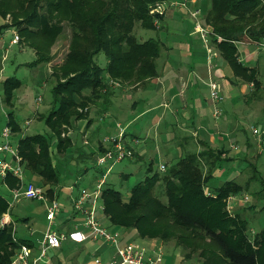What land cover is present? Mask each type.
<instances>
[{"label":"trees","instance_id":"1","mask_svg":"<svg viewBox=\"0 0 264 264\" xmlns=\"http://www.w3.org/2000/svg\"><path fill=\"white\" fill-rule=\"evenodd\" d=\"M161 1L165 0H0V15L13 16L11 23L0 24V33L18 26L35 48L34 64L51 60L48 49L65 21L71 28L68 52L52 73L56 84L51 108L39 114L50 132L18 138L26 172L36 176L50 198L57 196L60 182L55 157L70 151L73 145L71 135L62 136L64 128H73L78 120L87 118L92 103L107 101L112 94L110 79L120 85H133L157 76L163 42L154 36L142 40L135 29L154 30L161 25L165 12H151L154 4ZM204 16L203 22L212 27L214 35L222 37L218 46L224 57L238 74L253 82L255 90L261 88L257 70L238 61L236 43L264 39V0H210ZM100 53L106 56L104 64L97 61ZM21 83L14 76L4 79L0 85L4 99L0 96V103L11 102ZM6 123L13 131L21 132V122L13 109L8 111ZM78 147L82 158H96L100 153H85ZM104 150L105 147L101 152ZM223 152L225 149L207 146L200 152L182 155L164 172L149 174L132 186L126 200L120 190L105 185L104 216L110 225L134 228L141 235L155 233L166 239L176 238V244L187 250L186 258L197 252L208 260L213 254L203 242L208 237L219 250L215 255L221 259L220 264H264V227L252 235L248 217L227 208L228 196L241 193L244 185L230 179L210 191L213 194L206 192ZM249 166L254 168V178L264 180L256 164ZM6 179L11 186L19 182L10 173ZM256 193L258 200H264L261 190ZM8 209V198L0 193V215ZM19 242L31 245L28 239L13 233L12 222L0 227V264H11Z\"/></svg>","mask_w":264,"mask_h":264},{"label":"crops","instance_id":"2","mask_svg":"<svg viewBox=\"0 0 264 264\" xmlns=\"http://www.w3.org/2000/svg\"><path fill=\"white\" fill-rule=\"evenodd\" d=\"M188 1L195 2L197 0ZM187 10V5L169 6L164 13L161 25L154 30L158 31L157 37L163 42V48L157 58V76L142 84L111 86L112 94L107 101H101L98 104L92 103L87 118L78 120L73 128H64V131H69L68 135L72 136L73 145L70 152L79 146L78 150L85 153L98 154L105 147L102 142L103 136L124 127L126 130L125 139L128 145L134 149V158L147 156L150 159V165L155 154H161L167 161L171 157L175 160L182 155L190 152H200L205 147L210 146L215 149H225L222 155L223 158L219 166L213 170L211 178L219 177V175H222L221 173H227L228 178L221 180L220 184L230 179H237L244 184L239 178L245 161H248V165H250L249 162L256 164L257 173L262 174L260 165L263 164L264 166V133H262L264 113L262 115L256 113L252 102H255L254 100L262 101L264 92L261 91L263 95L250 97V91H252V94H256L260 89L263 90L260 73L261 69H264L262 67L264 61L257 50L263 47L262 42H264V39L262 42L239 41L236 43L238 61L249 68L257 70L261 88L255 90L256 87L253 82L238 74L234 66L222 54L218 46L219 42L222 41V37L219 38L214 34H210L211 40L206 44L200 32L196 31V25H192L191 19L188 18ZM13 31L9 28L0 34V43L5 45V49L10 44H17V42L12 41ZM147 38L141 39L145 40ZM209 48H211V51H209ZM210 53L211 62L209 60ZM4 59H6L5 55L1 59V63ZM211 76L221 77L224 85L225 98L220 103L223 110L220 117L214 115V109L219 104L217 103L215 106L214 101L211 99L209 87ZM2 82H0V85ZM0 96L2 98V95ZM248 121H253L254 124L248 126L246 124ZM24 124H26L25 121L21 122L22 130L20 133L13 131L14 142L18 143V138L25 135L23 134L24 131L29 128V124L26 126ZM253 126L257 127V131L253 130ZM231 137L235 139V144H233V141L230 142ZM83 159L85 160L86 157L82 158V161ZM167 161L162 163L166 167L173 162V160L171 162ZM55 162L57 166L59 162L63 163L60 159H56ZM73 162V165L80 164L79 162ZM101 171L88 178V183L81 188H76L75 185L68 187L66 203L62 204L60 202L61 211L55 221V227L72 228L82 226L83 217L76 211L73 199L79 195L83 187L96 182L100 178ZM28 176L37 180L38 183L36 176L26 172L25 179L32 180L27 179ZM83 176V174L80 175V177ZM0 185L10 191L11 195V189L14 186L9 184L6 177H0ZM60 186V183L56 186L57 197L60 194ZM207 189L209 190L208 186ZM8 201L9 206H12V201L9 198ZM40 201L43 202V200ZM99 201L102 208L98 210V214L104 223L102 194ZM8 212L11 215L10 209ZM105 219L107 218L105 217ZM29 220L30 217L22 218V221L26 223ZM11 222L14 223L13 220ZM48 226L49 220L47 219L46 228L40 231L39 234H36L35 231L33 236L37 235V238H33L32 232L28 233L27 236H16L28 239L29 243L35 245V249H37L36 241L42 237ZM109 227L120 230L124 241H130L122 227L113 225ZM96 242L89 239L77 243H85L93 247ZM108 246H110V252ZM111 247L108 244V249L100 248L98 252L105 261L112 254L113 249ZM164 257V253L161 254L159 264L164 261ZM54 259L55 256L49 253L41 264H55ZM91 261L92 257L86 264H91ZM167 262L166 264H184L179 254H175L172 262Z\"/></svg>","mask_w":264,"mask_h":264},{"label":"rangeland","instance_id":"3","mask_svg":"<svg viewBox=\"0 0 264 264\" xmlns=\"http://www.w3.org/2000/svg\"><path fill=\"white\" fill-rule=\"evenodd\" d=\"M188 18L191 19L192 25H196V18L191 15L190 11L194 8H199L201 10L200 19L204 21V14L206 10L210 7V0H197V1H187ZM204 16V17H203ZM13 21V16L11 13L0 15V24H7ZM188 25H190L187 22ZM18 26L9 27L13 29V34H19L20 38L17 44H10L7 49L5 45L0 43V82L6 79L7 77L14 76L21 79L22 83L17 89H15L11 102L6 103L3 101V104H0V131L3 125L7 122V113L9 110L13 109L15 116L21 121L26 123L30 121L29 128L24 131L23 134H31L35 132L48 133L49 128L45 122L40 118L39 114L42 112H47L52 105V88L56 84V77L53 76V70L55 66L63 62V58L68 52V46L71 38V28L70 25L65 21L63 23V30L58 35L56 40L51 44L48 51L52 56L49 62H40L34 64V59H36L37 54L35 48L29 45L28 40L24 35L18 30ZM6 28L5 30L9 29ZM5 30L2 32L4 33ZM136 34L141 38H147L149 36H158V31L152 29H144L136 26ZM0 33V34H2ZM14 37V36H13ZM8 39V37H6ZM246 41V40H245ZM264 47V44H262ZM256 48V46H254ZM259 48L257 52L261 54V58L264 61V48ZM257 49V48H256ZM6 56V59L1 63L3 56ZM98 62H105L106 56L104 53H100L97 57ZM264 67V63L262 64ZM261 68V67H260ZM260 79L262 81L263 90H259L256 94H252L250 91V97L261 95L264 92V69H261ZM120 83L115 85H119ZM113 86V85H112ZM210 87V86H209ZM262 91V92H261ZM0 95H3V89L0 86ZM38 95L42 96V100L38 101ZM263 95V94H262ZM2 99H4L2 97ZM263 100H254L252 102L254 111L259 115L264 113V97ZM121 102V100H120ZM16 103V104H15ZM15 106V107H14ZM216 106V104H215ZM214 106V107H215ZM217 106H220L217 105ZM219 108L222 109L220 106ZM223 111V110H222ZM253 121H248L246 124L250 126ZM26 126V124H24ZM245 135V133H244ZM1 140V139H0ZM233 141V144L236 143L235 139L231 137L230 142ZM73 152V151H72ZM68 150L66 153H57L56 159L62 160L63 163H58V172L60 180V194L59 201L64 204L65 199L68 195V187L70 185H75L76 188H81L88 183V178L93 177L98 174L102 169L97 163L94 157L83 159L78 156L77 149L72 153ZM72 155V157H70ZM77 155V156H76ZM154 156V155H153ZM81 157V158H80ZM85 158V157H84ZM175 161L174 158L165 159L161 154H155L153 157V162L150 165V159L146 157L138 158H126L121 162H118L114 165L111 172L106 177L105 185H110L120 190L122 197L126 200L131 192L132 186L136 183L142 181L147 175L154 172L162 173L160 165L164 162ZM73 161L79 162V165H73ZM251 163V162H249ZM150 165V166H149ZM219 168V167H218ZM227 167L225 168V170ZM254 168L248 165V161L244 162L242 167V174L239 178L244 182V187L242 194L250 195L251 200L245 203H237L234 205V211H240L245 216L248 217L250 222L249 231L253 235L264 227V209H261V206L264 204V200H258L256 190H261V193L264 194V180L262 178H254ZM260 169L264 176V166L260 165ZM84 175L80 177V175ZM124 174V175H122ZM219 177L211 179L208 183V188L210 191L214 190L217 185L220 184L221 180L227 179V173H221ZM260 176V175H259ZM27 179H32V181H37L30 176ZM207 188V187H206ZM212 189V190H211ZM0 193L4 194L7 198L12 201V206H9L11 210L13 233L21 237L27 236L30 232L33 236L47 226V216L45 209V202L37 199H28L22 198L20 200H12L10 191L6 190L2 185H0ZM161 197L164 199V194H161ZM252 206V207H251ZM12 208V209H11ZM8 209V210H9ZM242 209V210H241ZM8 210L3 212L0 215V218ZM23 217H30L28 223L23 222ZM103 221L106 226H110L105 216H103ZM31 228V229H30ZM125 235H127L134 244H142L149 247H156L157 250H160V254L165 255L164 261L161 264H166L172 262L175 258V254H179L182 257L184 264H220L221 259L215 255L219 252L216 244L208 237H205L203 242L206 244L209 250H212L213 254H210L208 260L205 257H200L197 252L192 254L191 258L184 257V254L187 250L176 244V238H162L159 235L154 234H145L141 235L137 229L129 228L124 229ZM37 238V235L33 236ZM107 243L103 240H98L93 247L85 243H77L72 240H66L62 243L61 248H55L50 250L52 256H55V264H86V262L92 257L97 255L101 256L99 252L100 248H107ZM109 247V252L110 246ZM112 248V247H111ZM108 249V248H107ZM163 251V252H162ZM158 254V256L160 255ZM186 255V254H185ZM102 257V256H101Z\"/></svg>","mask_w":264,"mask_h":264},{"label":"built area","instance_id":"4","mask_svg":"<svg viewBox=\"0 0 264 264\" xmlns=\"http://www.w3.org/2000/svg\"><path fill=\"white\" fill-rule=\"evenodd\" d=\"M188 0H168L161 1L151 8V12L162 14L169 6L187 5ZM191 15L196 18V31L200 32L206 44L211 40L210 34H214L211 26L206 25L201 16V10L194 8L190 11ZM158 22V19L156 20ZM221 38L220 36H218ZM19 34L16 33L12 39L13 42L19 41ZM264 44V42H262ZM211 51V48H209ZM212 61L211 53L209 55ZM111 85L118 84L117 81L110 79ZM211 99L215 104L223 102L224 85L222 78L210 77L209 80ZM38 101L42 100V96L38 95ZM216 106L214 115L220 117L222 109ZM30 121H26V125ZM257 131V127H252ZM69 132V131H68ZM67 131L62 132V136L68 135ZM264 133V129L262 130ZM13 129L9 123H5L0 131V177L5 178L9 173L18 177L19 182L12 187V200H20L22 198L43 200L46 204V216L49 220V226L41 238L36 241L35 245L19 242V247L12 256L11 264H41L47 258L50 250L59 248L66 240L75 242H84L86 240L98 241L102 239L112 246V254L108 260H104L101 256L95 255L91 264H159L160 250L156 247H149L142 244H134L131 240L124 241L123 234L116 228L106 226L98 214V210L102 208L99 199L106 183V177L111 172L114 165L126 158L134 157V149L128 145L125 137L126 130L121 127L118 131L106 134L102 138L105 150L96 156V163L102 167L100 178L91 183L89 186L83 187L77 197L73 199V204L77 212L83 217L82 226H74L72 228L55 227V221L61 211V203L57 196L50 198L44 186L32 180H26V169L23 163V157L19 152V145L13 140ZM88 142L87 140L85 141ZM162 171L166 170V165L161 164ZM208 194H213L208 189ZM248 194L233 193L227 198V208L231 213H235L234 205L237 203H245L251 200ZM12 217L10 213H5L0 218V227L11 223ZM158 254H160L158 256Z\"/></svg>","mask_w":264,"mask_h":264}]
</instances>
